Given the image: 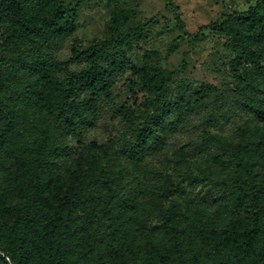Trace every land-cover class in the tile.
<instances>
[{"label":"rangeland","instance_id":"rangeland-1","mask_svg":"<svg viewBox=\"0 0 264 264\" xmlns=\"http://www.w3.org/2000/svg\"><path fill=\"white\" fill-rule=\"evenodd\" d=\"M25 1L39 26L48 30L38 41L51 76L40 68L33 38L17 13L0 7V55L5 60L4 66L0 63V102H10L17 111L26 142L45 126L60 129L46 116H51L56 84L88 67V50L102 49L120 32L138 29L141 34L125 46V60L111 53L109 93L83 96L90 103L88 118L75 132L64 133L71 154L54 165L55 179L46 193L29 199L27 158L0 150V253L11 258L5 262L0 257V264H135L141 258L149 264H164V258L166 264L241 262L250 226L246 222L238 230L234 224L245 223L250 199L242 203L229 186L243 182L237 147L246 137L258 148L255 170L264 172V119L245 111L238 96L227 101L209 90L204 100L213 102V108L189 115L168 131V144L159 154L149 150L158 178L129 162L126 144L155 102L138 71L167 70L174 73L175 87L204 85L224 91L256 68L259 62L252 54L236 60L233 44L239 34L251 44V53L264 50L255 19L258 0H171L176 9L169 0ZM261 10L264 14V4ZM50 25H57V31ZM26 62L30 64L24 67ZM250 88L251 100L264 97V85ZM197 93L191 99L202 97ZM16 131L13 124L0 121L2 150ZM104 170L111 172L110 182L85 207L74 209L68 202L85 198ZM202 172L213 181L197 180ZM110 186L115 195L109 202ZM21 209H26L28 224L23 243L14 227ZM59 214L55 228L52 221ZM261 243V235L254 237L253 254Z\"/></svg>","mask_w":264,"mask_h":264},{"label":"trees","instance_id":"trees-1","mask_svg":"<svg viewBox=\"0 0 264 264\" xmlns=\"http://www.w3.org/2000/svg\"><path fill=\"white\" fill-rule=\"evenodd\" d=\"M39 5L46 2V0H35ZM169 4L173 9H176L173 1L169 0ZM264 0H258V5L255 7V19L261 31L258 37L264 41V14H262V5ZM6 6V10L16 12L18 20L21 23L24 31L33 38V46L37 52V59L40 68L46 71L51 76L50 71L47 69L48 56L46 51L43 50L42 44L39 43L38 38L40 36H48V30L45 25L39 26L36 18V14L29 12V6L26 1L17 3L16 0H0V7ZM65 14V13H64ZM176 19L181 23L180 18L175 14ZM183 25V23H181ZM52 29L57 31V25H50ZM54 26V27H53ZM215 26L205 27L204 29H213ZM141 32L138 29H130L123 33H118V39L112 41L105 47L95 48L87 51L88 67L79 72H71L62 81L56 84L55 93L50 106V114L46 115L52 118L55 124L60 125V129H53V126L47 127L39 131V133L32 139L31 142L23 141L20 134L21 129L19 125L20 120L17 117V111L10 107V102L3 100L0 102V121L4 120L13 124L14 135H10L8 138V144L2 150L6 155L15 154L17 158H27L29 170L31 176L28 182L27 196L29 199H36L40 195L46 193L55 179V171L53 169L56 162L71 154L72 148L66 145L63 140L64 133L68 130V134L75 132V129L80 124L81 120L88 118V112L90 111V103L83 100V96L88 94L99 95L101 92L109 93L111 74L113 61L115 57L122 56V60H125L124 48L132 40H135L140 36ZM191 36V35H190ZM244 36L237 34L234 38L233 50L237 55V59H243L252 54L256 57L259 63L255 69H250L246 76H244L239 82L232 83V87L228 85L224 86L226 89L221 91L215 86L200 87H175L176 80L174 79V73L154 69L152 71H138L140 80L147 86L149 92L155 97L152 113H148L142 117L140 128L137 131L136 137L128 141L126 144L127 151L129 152L128 160L135 167H141L149 176L153 178L159 177V172L148 161L151 154H159L163 151L168 144V131H173L175 126H178L181 122L185 121L189 115L199 114L203 109H211L214 106L213 102H208L204 98L208 95V91L214 92V97L221 95L222 99L225 97L227 101L239 98L241 106L245 111L257 113L258 117L264 119V97L255 96L256 100H251V85L258 84L264 85V50L262 53H251V44L248 40H244ZM4 46H0V49L4 50ZM111 53L114 55L111 57ZM117 60V59H116ZM109 61V62H108ZM0 63L5 65V60L0 55ZM30 63H24V67ZM187 62L184 60L182 68L186 69ZM187 88L191 91L190 95ZM200 92V98L191 99L194 95ZM260 93H258L259 95ZM13 104V103H12ZM176 112V117H172V114ZM178 124V125H177ZM258 148L255 146V142L252 139L245 138V142L241 143L237 147V160L244 169L243 182L236 180L230 186L229 189L235 190L239 193V200L244 203L247 198L249 202V215L245 217V223L239 220L234 224V228L240 230L247 225L250 226V232L246 234L244 244V258L239 262L243 264L245 261H253V264H264V172L262 170H255L256 155L255 152ZM111 179V172L104 170L101 176H96L91 186L85 192V198H82L79 203L71 200L74 209H82L91 202L95 196L97 190L101 185L109 183ZM199 181L212 182V177L207 172H202L198 179ZM217 182V181H216ZM115 195V190L112 186L109 188V202ZM67 202L64 204H68ZM191 204V203H190ZM189 206V205H188ZM26 209L18 211L14 227L20 233V241L22 243L26 240L28 235L27 213ZM61 221V214L55 217L52 224L55 228L59 227ZM231 228V227H230ZM229 228V229H230ZM230 232L231 229H230ZM257 235L262 236L261 246L255 250L253 254L252 247L254 237ZM191 249L194 251L193 241H190ZM135 255V254H134ZM136 258L137 255H135ZM0 257L6 262L5 259L11 260V258L5 254L0 253ZM51 257V256H50ZM136 260L135 264H149L148 260L141 258ZM167 263V259L164 258V264ZM234 261H230L225 264H239ZM55 264V263H51ZM58 264V263H56ZM65 264V263H64Z\"/></svg>","mask_w":264,"mask_h":264}]
</instances>
